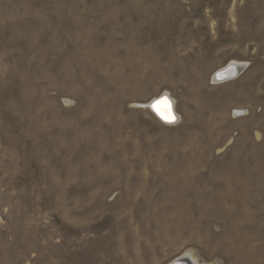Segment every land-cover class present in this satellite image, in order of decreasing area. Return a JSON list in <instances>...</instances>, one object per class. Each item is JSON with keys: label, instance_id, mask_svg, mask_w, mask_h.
Returning <instances> with one entry per match:
<instances>
[{"label": "rangeland", "instance_id": "rangeland-1", "mask_svg": "<svg viewBox=\"0 0 264 264\" xmlns=\"http://www.w3.org/2000/svg\"><path fill=\"white\" fill-rule=\"evenodd\" d=\"M186 254L264 264V0H0V264Z\"/></svg>", "mask_w": 264, "mask_h": 264}, {"label": "bare ground", "instance_id": "bare-ground-1", "mask_svg": "<svg viewBox=\"0 0 264 264\" xmlns=\"http://www.w3.org/2000/svg\"><path fill=\"white\" fill-rule=\"evenodd\" d=\"M243 64L232 62L229 64L226 68L221 69L220 71H216L217 73L213 76L214 82L216 83H223L230 80L235 79L239 71L242 69ZM223 79V80H221ZM221 80V81H220ZM161 97H166L162 100H159ZM158 98H155L149 105L148 108L153 113V115L165 126H172L173 124H170L173 120L178 121V114L176 113V110L174 108L173 100L169 96H161ZM161 101L162 103L156 105V107L152 108L151 105L157 101ZM171 103V105H170ZM146 105V106H147ZM175 122V123H176ZM170 264H198L197 261L192 258L189 254L184 255L182 258L176 259Z\"/></svg>", "mask_w": 264, "mask_h": 264}, {"label": "water", "instance_id": "water-1", "mask_svg": "<svg viewBox=\"0 0 264 264\" xmlns=\"http://www.w3.org/2000/svg\"><path fill=\"white\" fill-rule=\"evenodd\" d=\"M221 80H223V79H221ZM220 80V81H221ZM164 98H166V97H161V98H159V100H162V99H164ZM158 100V101H159ZM156 103V102H155ZM155 103H153L152 105H151V107L153 108V105L155 104ZM170 105H171V103H170ZM172 106V105H171ZM174 106V105H173ZM176 122V120H173L170 124H174Z\"/></svg>", "mask_w": 264, "mask_h": 264}, {"label": "snow or ice", "instance_id": "snow-or-ice-1", "mask_svg": "<svg viewBox=\"0 0 264 264\" xmlns=\"http://www.w3.org/2000/svg\"><path fill=\"white\" fill-rule=\"evenodd\" d=\"M160 103H162V102H161V101H157V102L153 105V107L155 108L156 105H158V104H160Z\"/></svg>", "mask_w": 264, "mask_h": 264}]
</instances>
